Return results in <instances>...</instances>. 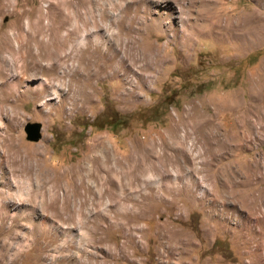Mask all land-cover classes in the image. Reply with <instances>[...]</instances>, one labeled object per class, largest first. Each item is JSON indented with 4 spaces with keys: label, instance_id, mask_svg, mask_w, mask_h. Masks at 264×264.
<instances>
[{
    "label": "rangeland",
    "instance_id": "obj_1",
    "mask_svg": "<svg viewBox=\"0 0 264 264\" xmlns=\"http://www.w3.org/2000/svg\"><path fill=\"white\" fill-rule=\"evenodd\" d=\"M0 188L3 264H264V0H0Z\"/></svg>",
    "mask_w": 264,
    "mask_h": 264
},
{
    "label": "bare ground",
    "instance_id": "obj_2",
    "mask_svg": "<svg viewBox=\"0 0 264 264\" xmlns=\"http://www.w3.org/2000/svg\"><path fill=\"white\" fill-rule=\"evenodd\" d=\"M84 40H85V38H82L81 39V43ZM44 84H45L44 82H40L39 85L35 89L30 90V91L31 92H34V93H40L41 94L42 93L41 90L44 89ZM13 86L15 87V85H13ZM79 99L82 100V97H80ZM60 100H62V99H60ZM76 100H77V97L75 98V100H73V103L76 102ZM14 151H15V153L18 152L17 150H14ZM26 157H28V155H26ZM26 157H24V158H26ZM33 167L34 166H31L30 164H26L25 166H22V168H20L19 170L22 171V172H25L26 174H28L30 172V170L33 169ZM13 170H14V168L11 169L12 173H11V177H10V183H11L12 186H16V184L20 183V181H17L14 178V176H13ZM38 171H39V173H38L39 176H44V170L43 169L39 168ZM25 179L28 180L29 178H25ZM108 180H110V179H108ZM27 184H29V183H27ZM11 190H12L11 188H8V189H6L4 191L2 188H0V264H3V262H4V255H5L4 251L7 250V248H10V244H8L7 241H6L7 238L5 237V235H3V237H2V234H4V233L5 234H11L12 233L11 226L14 227V223H16L15 219L18 218V213H20V214L23 213L20 210H22V211L23 210H26L27 212L30 211L29 208H23V207L20 208L19 205L23 204V203H21V201L20 202L19 201L16 202L14 200V201L11 202V204H9L10 202L8 203V201H6L4 197H2V194L9 195V192H11ZM15 191H18V187H16ZM24 192H25V190H24ZM26 192H27V190H26ZM22 193H23V191H22ZM27 195H30L31 196V193L30 192H27ZM56 200H57V198H56ZM42 207L45 209L47 206L43 205ZM18 211H20V212H18ZM6 218H10L11 219V222H10L9 226L4 229V223H5ZM24 218H25L27 224L33 222L32 219H31V217H30V213L29 212L24 215ZM1 229H3V231H1ZM20 244H19V246H20Z\"/></svg>",
    "mask_w": 264,
    "mask_h": 264
},
{
    "label": "water",
    "instance_id": "obj_3",
    "mask_svg": "<svg viewBox=\"0 0 264 264\" xmlns=\"http://www.w3.org/2000/svg\"><path fill=\"white\" fill-rule=\"evenodd\" d=\"M27 140L36 141L40 137V124L38 122H26L23 125Z\"/></svg>",
    "mask_w": 264,
    "mask_h": 264
},
{
    "label": "trees",
    "instance_id": "obj_4",
    "mask_svg": "<svg viewBox=\"0 0 264 264\" xmlns=\"http://www.w3.org/2000/svg\"><path fill=\"white\" fill-rule=\"evenodd\" d=\"M115 114H116V113H115ZM116 116H117V115H116ZM113 120H116V118H114ZM116 121H117V120H116ZM116 121H115V122H116ZM111 122H114V121H111Z\"/></svg>",
    "mask_w": 264,
    "mask_h": 264
}]
</instances>
